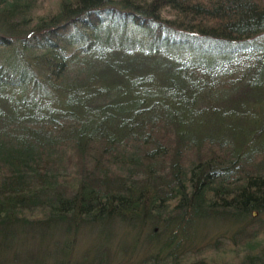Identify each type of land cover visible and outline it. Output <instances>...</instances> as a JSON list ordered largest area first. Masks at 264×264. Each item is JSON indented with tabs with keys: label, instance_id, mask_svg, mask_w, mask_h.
<instances>
[{
	"label": "trees",
	"instance_id": "1",
	"mask_svg": "<svg viewBox=\"0 0 264 264\" xmlns=\"http://www.w3.org/2000/svg\"><path fill=\"white\" fill-rule=\"evenodd\" d=\"M41 1L0 0V264H264V0Z\"/></svg>",
	"mask_w": 264,
	"mask_h": 264
},
{
	"label": "rangeland",
	"instance_id": "2",
	"mask_svg": "<svg viewBox=\"0 0 264 264\" xmlns=\"http://www.w3.org/2000/svg\"><path fill=\"white\" fill-rule=\"evenodd\" d=\"M58 0H42L39 4V7L36 10V14L38 15H44L46 13H49L51 11L55 10V4ZM122 242V240H121ZM93 241L91 237L84 238L83 240H80L79 248L80 251L89 249L92 245ZM120 245V238L119 234H116L113 236V241L109 244V248H112L114 246L115 249H118ZM123 246H120L119 249H121ZM84 248V249H83Z\"/></svg>",
	"mask_w": 264,
	"mask_h": 264
}]
</instances>
